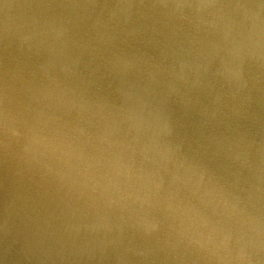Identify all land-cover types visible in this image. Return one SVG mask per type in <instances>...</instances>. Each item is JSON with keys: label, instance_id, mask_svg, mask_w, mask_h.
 Listing matches in <instances>:
<instances>
[{"label": "water", "instance_id": "1", "mask_svg": "<svg viewBox=\"0 0 264 264\" xmlns=\"http://www.w3.org/2000/svg\"><path fill=\"white\" fill-rule=\"evenodd\" d=\"M0 264H264V0H0Z\"/></svg>", "mask_w": 264, "mask_h": 264}]
</instances>
